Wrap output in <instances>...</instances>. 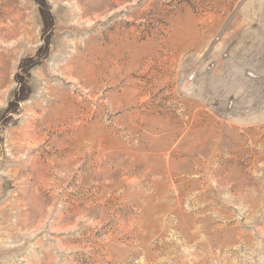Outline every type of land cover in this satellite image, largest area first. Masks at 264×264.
Returning a JSON list of instances; mask_svg holds the SVG:
<instances>
[{
	"label": "rangeland",
	"instance_id": "obj_1",
	"mask_svg": "<svg viewBox=\"0 0 264 264\" xmlns=\"http://www.w3.org/2000/svg\"><path fill=\"white\" fill-rule=\"evenodd\" d=\"M0 264H264V0H0Z\"/></svg>",
	"mask_w": 264,
	"mask_h": 264
}]
</instances>
